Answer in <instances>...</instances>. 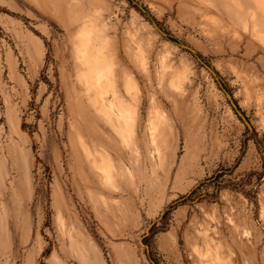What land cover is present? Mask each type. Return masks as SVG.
<instances>
[{
  "label": "rangeland",
  "instance_id": "obj_1",
  "mask_svg": "<svg viewBox=\"0 0 264 264\" xmlns=\"http://www.w3.org/2000/svg\"><path fill=\"white\" fill-rule=\"evenodd\" d=\"M135 1L0 0V264H264V0ZM77 36L129 69L123 128Z\"/></svg>",
  "mask_w": 264,
  "mask_h": 264
},
{
  "label": "bare ground",
  "instance_id": "obj_2",
  "mask_svg": "<svg viewBox=\"0 0 264 264\" xmlns=\"http://www.w3.org/2000/svg\"><path fill=\"white\" fill-rule=\"evenodd\" d=\"M78 18L80 20V17L77 16V19ZM82 23H89L90 24V22L85 20V19H82ZM74 43H75L76 49L81 54V56L79 58L77 57L78 60L76 59L77 65L75 64L80 69V72H79L80 77L78 79H80L79 82H80L81 90L84 92L85 96L87 97V99H86L87 102L92 107L90 109H93V107H94L95 109L99 110L101 112V114L104 115V117L106 116L108 118V120H110L109 121L110 124L113 123V122H111L113 114H116L117 118L115 117V115H114V117L116 118V121L118 119L119 127L123 128L124 126H123V122H121V117H123L122 114L124 115L125 110L129 109L130 104H128L127 98H126L124 92L121 91V88L118 85H115L113 80H114V75H117V74L120 76L122 74L128 75L129 69L127 70V66H126V64H124V62H121V60L120 61L117 60L116 56L114 55V51L110 50L109 48H107L106 51L104 52V51L100 50V48L95 43H91L88 41V39L82 38L80 36L76 37ZM71 44H72V42H71ZM73 51H74V49H73ZM73 51H72V55H74ZM115 64H117V67H114ZM74 68H76V67H74ZM106 69H108L107 72L112 73L113 80H112V77L109 79V81L107 80V82L103 79V75H104ZM73 70H74V72L76 71V69H73ZM128 76H126L127 80L129 78ZM127 80L124 81L126 84L128 83ZM75 85H77V84H75ZM78 88H79V86H78ZM79 96H81V95H79ZM78 99L81 100V97L80 98L78 97ZM80 104L81 103L78 100L77 106H79ZM82 106H84V104ZM82 106H80V107H82ZM130 107H131V105H130ZM86 109H89L88 106L86 108H84L83 110L87 111ZM81 110H82V108L80 109V111ZM83 110L81 111L80 114H82ZM85 113L86 112H83V114H85ZM87 114H88V112L85 115H87ZM127 115H128V113H127ZM83 117L84 116H82L81 119ZM86 117H89V115L85 116V118H84L85 120H86ZM123 119H124V117H123ZM85 120L82 119V121L87 122ZM83 125L84 124H82V126ZM86 126H87V124H86ZM86 126L83 127V128H85V130L87 129ZM83 128H82V130H83ZM86 135H89V134H86ZM90 135L88 137L89 139L91 138ZM88 138H87V140H88ZM104 141H106L109 144L111 143V139L100 138L99 140H97L95 138L93 139V137H92L90 140V145L95 146L97 144H101ZM92 156H94V155H92ZM92 156H91V158H92ZM93 158H92V160H93ZM108 159L110 161V158H108ZM104 160H105V158H103V161Z\"/></svg>",
  "mask_w": 264,
  "mask_h": 264
},
{
  "label": "trees",
  "instance_id": "obj_3",
  "mask_svg": "<svg viewBox=\"0 0 264 264\" xmlns=\"http://www.w3.org/2000/svg\"><path fill=\"white\" fill-rule=\"evenodd\" d=\"M130 1L131 2H134L135 4L138 5V3L135 0H130ZM142 9L145 10L144 7H142ZM169 38L172 39V40H174V41L180 42L173 35H169ZM221 86H222V84H221ZM224 90L227 91V89H225V88H224ZM244 120L247 123L248 128L249 129H252L253 132H254V128L250 124L249 120H247V118H245V117H244ZM256 142H257L258 147H260L261 150H262V152H264V150L262 149L263 148V145H262L261 141L258 140V138H256ZM254 173L258 175V172L257 171L248 172V173L245 174L244 177H241L238 181L235 182V184H237L236 187H239L240 190L243 193H245L246 195H248V196H250L249 195V191L244 186L245 178H251L252 177L251 175L254 174ZM259 179H260V175H258V180ZM207 180H209V181H215L216 180V182H217L216 183L217 184V192H218V190L221 187L227 186V184H228L227 181H222L224 179H221V174L220 173H217L215 175L209 176L207 178ZM199 185H200V183L198 185H195L193 188H191V190L188 193L181 195V197H183L184 200H190V201H197V200H200V199L204 198L205 196L200 193V189H199L200 187H199ZM206 196H207V198L209 200H214V199L217 198L218 195L215 194V192H212V193H206ZM168 211H169V209H166L165 211H163V213L159 217V221L161 222V224H158V222H154L153 225H152V227H151L152 229L150 231V234L148 236H145L144 237V241H145V243L148 246H150V239L154 235V233L157 231V229H159L160 227H162V225H165L167 223V214H168Z\"/></svg>",
  "mask_w": 264,
  "mask_h": 264
},
{
  "label": "water",
  "instance_id": "obj_4",
  "mask_svg": "<svg viewBox=\"0 0 264 264\" xmlns=\"http://www.w3.org/2000/svg\"><path fill=\"white\" fill-rule=\"evenodd\" d=\"M229 94V93H228ZM230 95V94H229ZM231 96V95H230Z\"/></svg>",
  "mask_w": 264,
  "mask_h": 264
}]
</instances>
